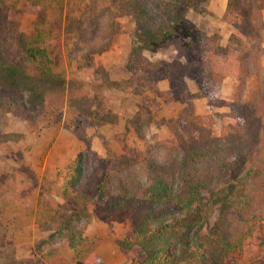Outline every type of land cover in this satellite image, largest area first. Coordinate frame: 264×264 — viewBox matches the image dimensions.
I'll list each match as a JSON object with an SVG mask.
<instances>
[{
	"label": "rangeland",
	"instance_id": "rangeland-1",
	"mask_svg": "<svg viewBox=\"0 0 264 264\" xmlns=\"http://www.w3.org/2000/svg\"><path fill=\"white\" fill-rule=\"evenodd\" d=\"M125 1L63 0L59 15L51 11L39 15L26 9L23 0L16 3L0 0V264H96L85 259L75 261L72 252L58 239L57 233L73 222L82 223L84 237L97 239L93 254L100 264H139L144 258L140 249L133 248L124 253L112 242V239L130 236L133 225L130 216L106 218L103 209L93 203L74 196H59L65 168L85 149L82 141L87 143L97 172L101 173L138 161L155 144L171 141L175 136L184 137L185 118L198 116L194 114L192 100L205 99L200 92V67L190 65L191 60L194 63L195 60L207 63L221 57L237 60L247 54L254 56V48H258L261 67L264 38L258 42L245 38L231 22L223 19V13L213 24L206 22L204 7L207 0H195L194 7L176 0H160L163 3L161 10H166L172 18L170 36H180V25H185L192 37L198 34L196 59L190 54L181 55L176 43L168 45L169 37L163 42V48L156 52L136 50L144 39L137 32L135 15L126 10ZM242 2L226 0L225 8L228 3L235 10ZM142 6L152 9L153 4L143 3ZM88 13L106 21L111 29L110 38L118 43V47L126 44L128 54L123 67L111 66L104 70L100 64L94 67V62L88 58L81 65L75 61L79 42L74 44L75 35L63 33V24L68 18ZM177 13L181 14L180 21L176 19ZM38 16L44 20L40 26L41 46L50 59V73L44 77H38L21 51L14 47L19 36L26 39L33 34V23ZM137 21L139 26L144 25L140 19ZM153 24L152 21L145 25L153 28ZM128 25H133L132 30ZM234 30L241 38L226 37ZM122 37L125 41L120 39ZM230 37L232 44H229ZM149 47L155 50L156 46L150 43ZM109 48L119 54L114 44L101 53ZM168 67H172L167 69L170 78L156 79L160 69ZM165 79L168 88L159 90L162 86L158 82ZM119 87L129 95L138 94L135 99L137 110L131 112L134 103L125 101L128 107L123 117L121 113L116 114L119 109L115 103L119 97L116 89ZM244 90L246 99L252 91H246V82ZM166 101L182 102L170 104L175 108V116L169 119L161 116L163 111L159 112L160 102ZM218 102L207 105L223 106L220 94ZM202 117L213 122L209 116ZM215 121L216 131L212 124L209 126L212 138L213 133L219 131V136L214 139L238 130V118L230 108L228 114L220 112ZM56 123L59 124L57 130L61 128L66 134L73 135L77 143L71 147L66 135L65 142L57 150L58 156L49 162L45 158L53 151L51 143L43 147L37 145V141L40 133L54 129ZM117 124L121 125L115 128ZM214 222L215 214L209 221L210 226ZM253 239L251 245L227 256L222 264H264V218Z\"/></svg>",
	"mask_w": 264,
	"mask_h": 264
},
{
	"label": "trees",
	"instance_id": "trees-1",
	"mask_svg": "<svg viewBox=\"0 0 264 264\" xmlns=\"http://www.w3.org/2000/svg\"><path fill=\"white\" fill-rule=\"evenodd\" d=\"M23 1L26 9L39 15L46 11L59 15L63 7V0ZM176 2L194 7L196 1ZM143 3L153 4L152 9L143 7ZM124 4L127 12L135 15L137 32L144 39L136 50L156 52L169 37L168 45L176 43L181 55L198 57V34L192 37L185 25H180V36H170L172 18L161 10L160 0H126ZM262 8L263 0H243L235 10L227 3L223 19L245 38L258 42L264 38ZM137 19L144 25L139 26ZM176 19L180 21L181 14L177 13ZM152 21L153 28L145 25ZM43 23L38 16L33 34L26 39L19 36L14 44L38 77L50 73L49 56L41 46ZM63 33L75 35L74 44L79 42L74 56L81 65L109 47L111 29L102 17L88 13L68 18ZM150 43L156 46L155 50L150 49ZM254 51V56L247 54L237 60L221 57L207 63L190 62L200 67V92L208 105L219 104L223 78L236 81L229 108L238 118L237 131L214 139L209 130L211 121L191 115L183 122L184 137L155 144L138 161L101 173L97 172L87 143L82 141L85 149L65 168L58 195L93 203L103 209L106 218L130 216V236L112 242L124 253L140 249L144 258L139 264H222L227 256L251 245L264 218V72L258 48ZM167 69L172 67L160 69L156 79L170 78ZM249 77H254L256 86L245 99ZM143 103L148 105L147 101ZM214 214L215 222L210 226ZM83 227L82 223H70L57 237L75 261L85 259L100 264L93 254L97 239L84 237Z\"/></svg>",
	"mask_w": 264,
	"mask_h": 264
},
{
	"label": "crops",
	"instance_id": "crops-1",
	"mask_svg": "<svg viewBox=\"0 0 264 264\" xmlns=\"http://www.w3.org/2000/svg\"><path fill=\"white\" fill-rule=\"evenodd\" d=\"M225 2L226 0H207L206 5L204 7L205 13H207V17H206V22L208 23H214L216 19V17H220L221 14L224 12V8H225ZM260 17H261V23L262 25H264V7L261 9L260 11ZM214 26V25H211ZM225 26V25H224ZM130 28V29H129ZM133 25H128V29L132 30ZM228 35H226V37L229 38V36L231 37H238L241 38L239 33L234 30V31H230L227 33ZM230 37L229 39V44H232L233 42L231 41L232 38ZM119 39V38H117ZM122 41H125V37L120 38ZM109 45H113L115 47H117L116 50H118L119 54L117 55L115 52L113 53L112 50L115 49H108L107 51L101 53L99 52L98 54H95L93 56L88 57V59L92 60L94 62V67H96L98 64H100V66L105 70H108L111 66H114V68L117 67H123V64L125 62L126 56L128 54V50L125 48L124 43L123 46L118 47V43L115 42V40H112V38L109 37ZM262 47V60H261V67L264 71V42L261 44ZM107 56V57H106ZM104 58H109V60H104ZM159 85L162 86V89L159 90H166V88H168V84L166 79L165 80H160ZM236 81L231 78V77H225L222 79L221 84H220V88H219V94H220V99L222 101V105L223 106H218V107H214V106H208L207 103L205 102V99L202 98H196L194 100H192L193 102V106H194V114L198 115V116H209L212 118V128H214V124L216 123L215 119L217 118V115L222 112V113H229V104L230 102V97L232 96V92L233 89L235 87ZM256 86V81L254 78H249L248 80H246V91L250 92L254 87ZM196 91V90H195ZM194 91V92H195ZM116 93L119 95L118 100L115 102L116 105H119V109H117L116 114H123L121 117H123L126 113V109H127V105H125V101H131L133 102L134 106L132 107V111L137 110V102L135 101V99L137 98V92L132 94H128L127 91H125L123 88L119 87L116 89ZM133 97V99H132ZM136 102V103H135ZM178 102H176L177 104ZM164 104V105H163ZM171 105H176V104H172L169 103L168 101L165 102H160V113L161 111H163L164 113H162V117L165 119H169L171 117L175 116L174 113V107H170ZM178 104H182V102H179ZM130 106H132V104H130ZM182 106V105H181ZM180 109V108H179ZM176 112V111H175ZM117 116V115H116ZM118 119V117H116ZM121 124H117L115 126V128L119 127ZM99 131L102 132L101 129H98ZM215 130V128H214ZM216 131V130H215ZM66 135H67V141H69V145H71V147L76 146V139L73 137V135L71 134H66L65 132L62 131V129H58L55 132V129H51V130H46L43 131L42 133H40L39 137H38V141H37V145H42L43 147H46L49 143H51V147L53 149V151L50 153L48 152L45 160H48L49 162H53L55 157H57V150L58 148L62 145V143H64V139H66ZM214 138L219 136V131L217 133H213L212 135ZM57 148V149H56ZM34 156V155H33ZM76 157V156H75ZM73 157V159L75 158ZM33 158V157H32ZM42 158V156H41ZM31 159V158H30ZM31 162V161H30ZM45 162V161H44ZM32 163V162H31ZM45 164V163H44Z\"/></svg>",
	"mask_w": 264,
	"mask_h": 264
}]
</instances>
